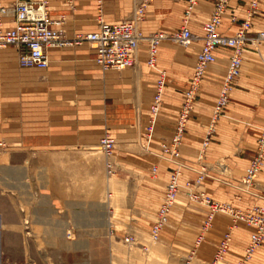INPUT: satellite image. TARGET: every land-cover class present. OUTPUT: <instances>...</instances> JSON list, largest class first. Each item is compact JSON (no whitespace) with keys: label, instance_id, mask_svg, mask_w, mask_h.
Masks as SVG:
<instances>
[{"label":"crops","instance_id":"1","mask_svg":"<svg viewBox=\"0 0 264 264\" xmlns=\"http://www.w3.org/2000/svg\"><path fill=\"white\" fill-rule=\"evenodd\" d=\"M249 1L230 0L219 27L222 35L235 33L247 17ZM141 2L104 0L103 17L110 23L120 21ZM187 2L148 0L145 13H174L175 27L179 28ZM213 3L197 0L187 23L192 33L203 34ZM49 8L51 18L66 16L67 37L96 28L94 0H74L72 7L67 0H49ZM258 8L251 17V37L264 31V0ZM147 30L152 32L150 27ZM147 49L141 44L134 64L123 70H102L87 42L49 47L45 69L21 67L13 47L0 50V139L6 143L0 150V262L26 259L31 264H100L103 243L108 264H114L117 206L126 211L127 220L118 222L126 227L124 236H134L137 230L150 236L175 167L160 155V144L173 135L197 52L170 46L165 39L161 43L157 65L166 72L164 103L149 135L150 104L158 73L145 65ZM230 54L229 47L215 50L216 59L203 75L185 129L186 141L179 147L187 164L168 222L157 240V248L166 254L192 250L198 258L210 259L231 223L229 215L217 213L211 226L203 230L208 208L191 202L187 191H181L182 187L196 189L200 170L193 159L197 150L200 153L205 124ZM248 54L262 60L252 57L242 65L238 82L232 84L239 99L224 108L200 164L204 178L199 187L239 210L264 207V165L252 186L244 189L240 185L255 155L264 121V42L259 49L248 43L243 59ZM218 55L226 58L224 70L217 63ZM106 131L115 139L111 174L98 146ZM153 165H157L155 175ZM244 224L237 225L228 252L235 240L240 241L239 228ZM246 228L244 253L253 230ZM240 255L243 253L231 252L230 262Z\"/></svg>","mask_w":264,"mask_h":264},{"label":"built area","instance_id":"2","mask_svg":"<svg viewBox=\"0 0 264 264\" xmlns=\"http://www.w3.org/2000/svg\"><path fill=\"white\" fill-rule=\"evenodd\" d=\"M260 0H250L247 17L241 21L240 26L231 36L222 35L219 27L222 24L224 14L230 0H214L213 8L208 20L203 24L202 44L196 55L194 68L184 91L176 126L170 140L162 141L160 144L161 156H165L174 165V169L167 181L156 218L150 227V237L153 240L159 239L161 229L167 224L171 208L180 191L179 178L183 167L180 154L184 131L190 114L193 110L195 99L200 88L203 75L208 65L215 61V50L218 47H229V56L225 76L220 87L217 99L212 111V117L207 125L205 137L202 141L198 159L204 156V150L208 147L214 132L218 117L223 113L229 101V92L233 82L240 76L243 63L244 50L247 43L260 44L264 41V31H259L254 37H249L251 17L258 12ZM70 7L74 0H67ZM96 15V28L86 33H76L73 37H67L64 25L66 16L51 18L49 0H12L5 2L0 0V50L13 47L17 52V60L21 67H35L45 69L49 65V47L71 46L87 42L95 52L94 61L102 70L115 69L123 70L134 64L138 47L142 40L148 43L146 65L150 69L158 70L155 92L150 104L149 132L155 123L156 116L163 103L164 86L166 73L157 68L158 47L162 40L169 39L182 46H188L198 35L192 33L187 27L197 0H188L184 11V25L172 33H154L148 37L143 36L138 28L139 21H142L147 7L148 0L136 6L133 16L121 19L116 22H107L103 17L104 0H94ZM235 20V17H232ZM150 135V133H149ZM100 151L107 158V173L111 174L114 164L110 161L115 147L114 137L106 131L99 140ZM6 147V143L0 140V148ZM264 165V121L256 142L254 157L249 161L245 173L241 178L240 185L248 189L253 185L256 177ZM157 167H152L153 175ZM204 172L199 171L195 179L196 184H201ZM188 185L190 183H187ZM187 185V186H188ZM187 196L191 200H198L207 208V215L203 222L202 229L206 230L211 226L215 214L222 213L231 217V223L219 241L215 256L221 258L228 250L232 240V230L238 222H244L253 230L245 248V257L250 258L255 250L264 241V207L253 205L245 211L236 209L232 204L219 202L211 199L202 190L189 189ZM132 240L128 237V240ZM244 261H240L243 264ZM0 264H31L28 260L4 259Z\"/></svg>","mask_w":264,"mask_h":264},{"label":"rangeland","instance_id":"3","mask_svg":"<svg viewBox=\"0 0 264 264\" xmlns=\"http://www.w3.org/2000/svg\"><path fill=\"white\" fill-rule=\"evenodd\" d=\"M7 1L9 2V1H12V0H7ZM147 14L148 13H145L143 20L139 21V23H138V28L141 30L143 36H145V37H148L150 35H153L154 33H159V32L166 33V34L172 33L173 31L179 29L180 27H182L185 24L184 23V15H182V14L180 15V21H178L179 22L178 23V27L179 28L175 27V14L174 13H149V15H147ZM132 16H133V13H129L126 16V18H123V19L131 18ZM152 18H154V19H152ZM149 27L152 29V32H147L148 31L147 28H149ZM224 27H225V25L223 26V28ZM193 33L198 35L199 38L194 39L188 46L179 45V44L174 43L173 41H171L169 39H165V40L169 43L170 46L177 47V48H182V49H187V50H194V51L198 52L199 49H200V46L202 44V39L200 37L203 34L200 31H194V30H193ZM249 37H251V36H249ZM163 41L164 40H162L160 42L159 47H160V45H161V43ZM263 42L264 41H262L260 44H257L256 42L250 43V44L252 46L256 47L257 49H259V48H261V44ZM147 43L148 42L146 40H142L140 42V45L141 44L144 45L145 49H147V45H148ZM159 47H158V49H159ZM252 57H254V58H256L257 60H260V61L262 60L260 57H258L256 55L252 56L251 54H248V55H245L242 65L245 64V62L247 60L251 59ZM217 60H218L217 63L221 64L220 68H222L224 70L225 66H226V58L221 56V55H218ZM156 64H157V62H156ZM145 65H146V63H145ZM157 68L161 69L158 65H157ZM193 68H194V66H193ZM193 68H192V70H193ZM242 68L243 67H241V73H242ZM153 70H155L158 73L157 69H153ZM191 73H192V71H191ZM191 73H190V76H191ZM190 76H189V78H190ZM189 78L187 80V84H188ZM238 79L235 80V82H233V83L238 82ZM200 86H201V84H200ZM199 91H200V88H199ZM199 91L197 93L196 99L199 96ZM196 99H195V101H196ZM238 99H239V96H234L233 88L231 87L230 92H229V101H228V103H227L225 108L231 107V105L234 104V101H236ZM163 103H164V99H163ZM163 103H162V106H163ZM162 106L160 108V111L162 109ZM160 111L158 112V114L160 113ZM158 114H157V116H158ZM157 116H156V118H157ZM211 117H212V114L210 115V119H209L208 123L205 124V128H204L205 133H206V130H207V125L209 124V122L211 120ZM219 117H218V119H219ZM155 121H156V119H155ZM262 123H261V125H262ZM186 127H187V125H186ZM151 132H152V130L149 133L151 134ZM184 133H185V131H184ZM214 133H215V127H214L213 134ZM204 137H205V135H204ZM204 137H203V139H204ZM184 141H186L185 134L183 135L182 143H184ZM4 148H6V147L0 148V150L4 149ZM255 151H256V145H255ZM100 154L103 155L101 152H100ZM180 154H181V157H182V162L187 164L183 160L182 152H180ZM198 156H199V154H198V150H197V152L195 153V158L193 160L195 161L196 164H198L197 168L199 170L203 171V168L200 165L202 163V159L203 158L202 159H198ZM110 161L113 163L111 158H110ZM106 163H107V159H106ZM223 164L224 163H222V165ZM153 166L157 167V165H153ZM152 167H151V171H152ZM202 181H203V179H202ZM200 185L201 184H195L196 189H193V190H202V191H204L201 187H199ZM243 188L246 189L245 187H243ZM189 189L190 188L182 187L181 191L182 190L183 191H189ZM114 195H113V197H114ZM187 198L189 199V197H187ZM211 199L219 201V202L230 203V202H228L226 200H221V199H217V198H212L211 197ZM189 200L191 202H194V203H199L198 200H191V199H189ZM246 209H248V208L243 209V211H245ZM115 215H116L115 218H116V221H117V224L115 226V228L117 230L116 231L117 234H116V237H115V251H114V260L115 261H114V264H240V261H244L243 264H264V242L255 250V252L253 253V255L250 258H246L245 257V254H244L242 249H243V246H244L245 241L247 239V235H248L249 229L246 228V225L244 224V222H238V224H240V223L244 224L243 226H241L242 229L239 228V231L241 230V235H240L241 239H240V241L239 240L238 241L235 240L232 243V245H231L232 247H231L230 252H228V250H229L228 249L223 254V256L221 258H217L215 256V251H216V247H217V245L219 243L218 242L215 245V248H214V251H213L214 255H212L210 257V259L203 260V259L198 258L196 256V254H193L192 250H190L188 253H186V252H184V253L175 252L173 255L163 253L162 250H161V247H160V249L157 248L158 241L152 240L149 235H145L144 233L140 232L139 230L136 231L134 236H132V234L124 236L122 234V232H126V227L123 224H120L118 222H124V221L127 220L126 211L119 209L118 206H117V208L115 210ZM235 230H236V228H234L232 232L234 233ZM128 237H131L132 240H130V239L128 240ZM233 251H238L241 254L243 253V255L242 256L240 255L241 257H239V259H235L234 258L235 261L233 260V262H230V256L229 255ZM107 256H108L107 251L104 248L103 243H101L100 264H108V262H107L108 261V257Z\"/></svg>","mask_w":264,"mask_h":264},{"label":"bare ground","instance_id":"4","mask_svg":"<svg viewBox=\"0 0 264 264\" xmlns=\"http://www.w3.org/2000/svg\"><path fill=\"white\" fill-rule=\"evenodd\" d=\"M99 150H100V148H99ZM101 153H102V151H100ZM103 154V153H102ZM104 155V154H103ZM105 156V155H104ZM107 159V158H106ZM233 231V230H232ZM153 240V239H152ZM155 241H157V240H155ZM200 243V241L198 240V241H196V244H199ZM193 254H195V252L193 251L192 252Z\"/></svg>","mask_w":264,"mask_h":264}]
</instances>
